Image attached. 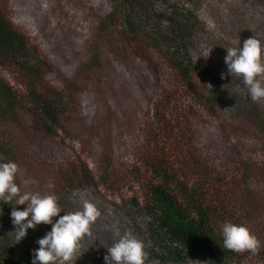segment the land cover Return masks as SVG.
Instances as JSON below:
<instances>
[{"label":"trees","instance_id":"1","mask_svg":"<svg viewBox=\"0 0 264 264\" xmlns=\"http://www.w3.org/2000/svg\"><path fill=\"white\" fill-rule=\"evenodd\" d=\"M82 1L95 41L74 66L68 43L48 49L18 0H0V160L18 164L23 191L56 195L60 215L96 204L72 264H105L114 230L144 241L145 264H264V100L227 75L223 47L264 43V0ZM202 48L211 55L196 62ZM111 65L126 157L99 148L113 110L97 69ZM11 208L0 202V264H31L51 225L16 243ZM229 221L257 252L223 249Z\"/></svg>","mask_w":264,"mask_h":264},{"label":"clouds","instance_id":"2","mask_svg":"<svg viewBox=\"0 0 264 264\" xmlns=\"http://www.w3.org/2000/svg\"><path fill=\"white\" fill-rule=\"evenodd\" d=\"M225 47V64L227 75L239 78L252 102L264 100V43L255 36L244 40L230 42ZM212 49L202 48L194 57L196 62L201 57L208 59ZM225 74H221L223 79ZM232 96V91L229 90ZM234 91L239 92L237 88ZM19 166L14 161L0 160V202L12 206L10 217L14 226L16 243L22 241L29 229L37 225L49 224L51 229L36 243L31 264H72L80 248V241L91 234V226L101 215L95 203L81 199L79 210L60 215L62 209L54 194H40L23 191L16 183ZM14 201V204H13ZM20 205H26L21 210ZM222 247L233 252H257L260 241L244 223L225 222L221 229ZM115 241L106 247L105 264H145L147 253L144 241L138 239L130 231L121 233L114 230Z\"/></svg>","mask_w":264,"mask_h":264},{"label":"rangeland","instance_id":"3","mask_svg":"<svg viewBox=\"0 0 264 264\" xmlns=\"http://www.w3.org/2000/svg\"><path fill=\"white\" fill-rule=\"evenodd\" d=\"M18 2L17 7L21 11L23 20L34 27L36 31L41 28L37 33L44 37L48 49L57 42L68 43L69 47L66 49L71 54L72 64L74 66L85 65L89 49L95 40H93L94 31L91 30L90 17L83 9L85 4L82 0H18ZM103 59L106 60L104 55ZM112 68L113 65L97 69L105 71L97 72L99 75L101 74V83L106 89L104 95L101 96V103L110 105L113 110L110 112L112 117L108 121L109 124H112L111 127L103 125L100 130L102 145L99 144V148L105 152L110 151V154L115 157H126L130 154L131 132L126 129L125 123H121V116L124 115V112L117 111L120 115L117 121L115 101L123 102V99L113 93L118 70L113 69L112 72ZM90 102H93L94 105L97 104L94 98Z\"/></svg>","mask_w":264,"mask_h":264}]
</instances>
